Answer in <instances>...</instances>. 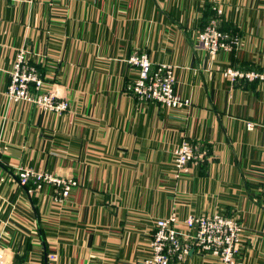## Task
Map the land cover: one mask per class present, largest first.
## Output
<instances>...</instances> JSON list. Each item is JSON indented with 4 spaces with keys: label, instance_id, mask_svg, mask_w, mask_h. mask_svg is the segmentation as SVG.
I'll use <instances>...</instances> for the list:
<instances>
[{
    "label": "crops",
    "instance_id": "1",
    "mask_svg": "<svg viewBox=\"0 0 264 264\" xmlns=\"http://www.w3.org/2000/svg\"><path fill=\"white\" fill-rule=\"evenodd\" d=\"M207 4L240 37L213 57L197 41ZM18 49L66 112L6 98ZM133 52L170 64L190 104L132 96ZM227 67L264 72V0H0V260L143 264L157 218L218 212L241 224L233 264H264V80ZM182 140L207 156L176 178ZM20 166L78 183L57 200L51 184L20 185ZM172 264L221 262L191 252Z\"/></svg>",
    "mask_w": 264,
    "mask_h": 264
},
{
    "label": "built area",
    "instance_id": "2",
    "mask_svg": "<svg viewBox=\"0 0 264 264\" xmlns=\"http://www.w3.org/2000/svg\"><path fill=\"white\" fill-rule=\"evenodd\" d=\"M216 11L218 15L221 13L220 8H216ZM218 24V18H212L197 34L199 45L211 57L219 50H232L240 42L237 34L222 31ZM126 61L137 69V77L127 83L126 88L138 100H152L171 107L190 104L189 97L180 96L176 90V78L170 64H152L146 52H133ZM222 73L231 80H264V72L256 70L227 67ZM43 82L37 68L27 58L26 51L18 49L6 86L7 97L28 102L41 110L64 111L68 107L67 99L50 92ZM246 126L251 128L253 123L247 122ZM206 152L198 144L182 140L173 148L174 176L177 178L193 164L204 161ZM16 176L22 186L30 180L36 188L43 183L51 184L57 200L66 198L70 189L78 183L70 177L23 166L17 168ZM240 231L238 219L218 212L188 214L181 220L173 214L157 218L149 239V256L143 260V264H172L182 261L191 252L212 254L218 257L221 264H233L240 249ZM0 264L5 262L0 260ZM46 264H58L54 252L48 253Z\"/></svg>",
    "mask_w": 264,
    "mask_h": 264
},
{
    "label": "trees",
    "instance_id": "3",
    "mask_svg": "<svg viewBox=\"0 0 264 264\" xmlns=\"http://www.w3.org/2000/svg\"><path fill=\"white\" fill-rule=\"evenodd\" d=\"M212 18H218L219 20V28L222 30V31H226V28L222 26V20H221V17L220 15L217 14V11H216V8H212V5L211 4H207L206 7H205V13H204V21H202V25L200 26V29L201 30L206 24L209 23V21L212 19ZM226 32H229V31H226ZM231 33V32H230ZM236 34L235 30L233 31L232 30V34ZM30 61V60H29ZM32 64V62H30ZM38 70V69H37ZM39 72V71H38ZM40 74V73H39ZM41 76V74H40ZM43 78V77H42ZM191 143H195V142H191ZM198 144V142L196 143ZM204 148V147H202ZM206 150V149H205ZM207 154V152H206Z\"/></svg>",
    "mask_w": 264,
    "mask_h": 264
},
{
    "label": "rangeland",
    "instance_id": "4",
    "mask_svg": "<svg viewBox=\"0 0 264 264\" xmlns=\"http://www.w3.org/2000/svg\"><path fill=\"white\" fill-rule=\"evenodd\" d=\"M199 44V43H198ZM14 60V59H13ZM232 68V67H231ZM235 69V68H234ZM137 77V76H136ZM44 80V79H43ZM133 80V79H132ZM130 83V82H129ZM127 85V84H126ZM43 86H45L46 88H47V85H46V82L44 81L43 82ZM50 92H54L55 93V95L56 96H58L59 98H65V97H60L59 95H57L56 94V92L53 90V89H51V88H47ZM126 90L132 95V96H134L136 99H137V97H136V95L130 90V89H128V88H126ZM4 94H5V96H6V98L8 99V100H13V99H9L8 97H7V95H6V89H5V91H4ZM65 99H67V98H65ZM67 101H68V99H67ZM142 101H152V100H142ZM162 105L163 106H166V107H170V108H173V107H171V106H167L166 104H163L162 103ZM35 106V105H34ZM38 108V107H37ZM68 108H69V101H68V107H66L65 109H64V111H59V112H57V111H50V110H43V111H48V112H52V113H54V114H62V113H64V112H66L67 110H68ZM39 109V108H38ZM41 110V109H40ZM43 171H46V170H43ZM47 172H49V171H47ZM51 173H53V172H51ZM196 254L198 255V253L196 252ZM199 255H201V254H199Z\"/></svg>",
    "mask_w": 264,
    "mask_h": 264
}]
</instances>
